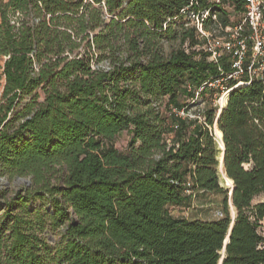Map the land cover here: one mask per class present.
<instances>
[{
    "label": "trees",
    "instance_id": "16d2710c",
    "mask_svg": "<svg viewBox=\"0 0 264 264\" xmlns=\"http://www.w3.org/2000/svg\"><path fill=\"white\" fill-rule=\"evenodd\" d=\"M192 14L221 38L245 4L0 0V179L32 182L0 211V264H264V72H248V27L235 76L232 55L210 60ZM170 41L180 48L166 56ZM210 194L223 196L222 218L172 215Z\"/></svg>",
    "mask_w": 264,
    "mask_h": 264
},
{
    "label": "rangeland",
    "instance_id": "374dc122",
    "mask_svg": "<svg viewBox=\"0 0 264 264\" xmlns=\"http://www.w3.org/2000/svg\"><path fill=\"white\" fill-rule=\"evenodd\" d=\"M89 1V0H88ZM213 2L218 3L219 0H213ZM225 12L230 15L232 20H239L243 18L242 13L239 11H236L234 6L232 4H225L224 8ZM234 35V33H231ZM232 35V36H233ZM236 36H233L231 40H234ZM180 48V43L179 41H170V42H165L164 43V54L166 56H171L175 51H177ZM104 68H108L107 65H102ZM5 86V80L2 81V84L0 86V100L2 98V93L4 90ZM220 90L224 93V89L221 88ZM222 93V95H223ZM221 95V97H222ZM221 97L215 102V105L220 107L219 101ZM192 105L189 108V116L193 118L195 113H198L200 110H203L205 107V104L202 103L201 100L196 102L191 103ZM183 116V115H181ZM186 116V115H185ZM183 116V117H185ZM130 136L127 132L122 133L116 143V147L124 151L128 147V143L130 141ZM19 178L9 180L7 178H2V181L0 182V192H5L6 197L3 200H0V211L4 212L3 210L5 209V202L8 201L9 199L13 198L16 196V194L24 189H27L31 186V179L30 178H21V180H18ZM224 186L229 190L228 184H224ZM223 199L222 195H217V194H210L206 195L200 200H194L190 208H171V213L174 217L176 218H186V219H194V218H199L203 220H215L222 218V212H221V206L220 203ZM262 198L256 199L255 203L261 201ZM40 203H34L31 205V209H36ZM46 204V203H45ZM47 205V204H46ZM231 215L233 216V211L231 209ZM260 231L264 234V221L262 222V227ZM50 239V244L52 246H56L57 244L61 243L62 241V235L61 232H55L51 233L49 235Z\"/></svg>",
    "mask_w": 264,
    "mask_h": 264
},
{
    "label": "built area",
    "instance_id": "2783aa9c",
    "mask_svg": "<svg viewBox=\"0 0 264 264\" xmlns=\"http://www.w3.org/2000/svg\"><path fill=\"white\" fill-rule=\"evenodd\" d=\"M245 4V18L240 26H237L231 33L225 37H213L210 33L205 32L202 21L209 16V13L202 15V20L199 16L191 15V18L195 20L196 27L201 34V37L205 40L203 49L210 53V60L218 62L224 54H230L233 56V69L236 71L235 76H240L243 73V65L245 63L246 54L248 53V44L245 38L240 39L238 34L241 33L245 27H248L252 31L253 45V60L248 67V72L251 76H259L260 72H264V67L260 69L255 67L259 64L258 61L264 57V0H244ZM216 19L215 17H213ZM236 36L234 40H231L233 36ZM219 84V83H218ZM220 108H223L220 105ZM180 115L185 116L184 112Z\"/></svg>",
    "mask_w": 264,
    "mask_h": 264
},
{
    "label": "water",
    "instance_id": "95a60500",
    "mask_svg": "<svg viewBox=\"0 0 264 264\" xmlns=\"http://www.w3.org/2000/svg\"><path fill=\"white\" fill-rule=\"evenodd\" d=\"M222 109V108H221ZM219 115H220V112H219ZM219 115H218V117H219ZM216 127H217V125H215L214 126V128H213V134H214V136H215V140H216V142H217V144H218V147H219V149L222 151V155H223V157H224V149H225V147H224V143H223V138L221 137V138H218V136H217V134H216ZM221 142V143H220ZM222 144V145H221ZM219 162H220V166H219V172L221 173V174H223V176H224V180H225V183L224 184H227V182H226V180H229L225 175H224V162H223V158H222V160H220L219 159ZM18 180H21V178H19ZM2 181V179H0V182ZM227 187V186H226ZM229 192H231L230 194H229V200H230V203H231V197H232V194H233V188L231 189V191H230V189H229ZM231 205H232V203H231ZM235 217H236V213H235V215H233V220L235 219ZM232 227H233V224L231 225V228H230V231H229V234H230V232H231V229H232ZM228 242H229V236H228V238H227V240L225 241V247H226V245L228 244ZM222 261L223 260H221V263L220 264H222Z\"/></svg>",
    "mask_w": 264,
    "mask_h": 264
},
{
    "label": "bare ground",
    "instance_id": "6f19581e",
    "mask_svg": "<svg viewBox=\"0 0 264 264\" xmlns=\"http://www.w3.org/2000/svg\"><path fill=\"white\" fill-rule=\"evenodd\" d=\"M228 95H229V93L228 92H224L223 93V95H222V97H221V99H220V101H219V104L222 106V107H224L225 106V104H226V102H227V100H228ZM216 134H217V136H218V138H221L222 137V133L219 131V129L216 127ZM221 143V142H220ZM222 145V144H221ZM222 158H223V155L221 154L220 155V160H222ZM226 182H227V184H228V186L230 187L229 189H230V191H231V189L233 188V182L231 181V180H226ZM231 193V192H230ZM232 211H233V214L235 215V210L232 208Z\"/></svg>",
    "mask_w": 264,
    "mask_h": 264
}]
</instances>
